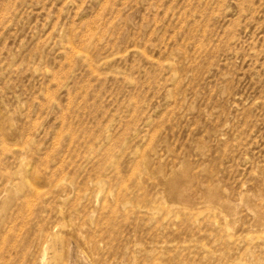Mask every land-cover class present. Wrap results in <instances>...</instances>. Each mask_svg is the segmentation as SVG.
Segmentation results:
<instances>
[{
  "label": "rangeland",
  "instance_id": "rangeland-1",
  "mask_svg": "<svg viewBox=\"0 0 264 264\" xmlns=\"http://www.w3.org/2000/svg\"><path fill=\"white\" fill-rule=\"evenodd\" d=\"M0 264H264V0H0Z\"/></svg>",
  "mask_w": 264,
  "mask_h": 264
},
{
  "label": "bare ground",
  "instance_id": "bare-ground-1",
  "mask_svg": "<svg viewBox=\"0 0 264 264\" xmlns=\"http://www.w3.org/2000/svg\"><path fill=\"white\" fill-rule=\"evenodd\" d=\"M172 185H174V184H172Z\"/></svg>",
  "mask_w": 264,
  "mask_h": 264
}]
</instances>
